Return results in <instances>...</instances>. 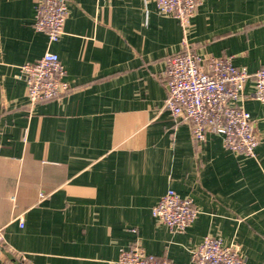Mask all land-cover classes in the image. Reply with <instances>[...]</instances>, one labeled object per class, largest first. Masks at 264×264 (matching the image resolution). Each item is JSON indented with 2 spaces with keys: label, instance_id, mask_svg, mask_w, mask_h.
Masks as SVG:
<instances>
[{
  "label": "crops",
  "instance_id": "crops-1",
  "mask_svg": "<svg viewBox=\"0 0 264 264\" xmlns=\"http://www.w3.org/2000/svg\"><path fill=\"white\" fill-rule=\"evenodd\" d=\"M40 0H0V264H116L141 246L158 260L195 264L207 236L264 264V103L241 106L256 156L221 135L196 142L164 109L167 59L182 52L179 22L154 0H67L64 34L34 28ZM188 44L202 59L264 68V0H204ZM58 55L70 91L32 106L19 68ZM198 216L173 233L152 216L169 191ZM21 222L23 226H21Z\"/></svg>",
  "mask_w": 264,
  "mask_h": 264
},
{
  "label": "built area",
  "instance_id": "built-area-1",
  "mask_svg": "<svg viewBox=\"0 0 264 264\" xmlns=\"http://www.w3.org/2000/svg\"><path fill=\"white\" fill-rule=\"evenodd\" d=\"M204 0H154L164 16L175 18L183 31L182 52L167 59L169 94L164 109L173 119L190 124L196 142L209 133L219 134L224 146L233 153L256 156L259 139L250 114L241 106L245 86L252 80L251 97L264 103V68L249 73L238 68L231 56L202 59L188 44L192 19ZM68 17L67 0H40L34 22L38 32L51 43L64 34ZM66 70L55 53L47 52L39 60L19 68L17 78L26 83V95L32 106L61 98L70 91ZM152 216L170 232L184 233L196 220L193 199L169 190L152 208ZM21 226H23L21 222ZM4 237L0 230V242ZM195 264H246L240 251L223 245L220 238L207 236L193 252ZM116 264H173L158 260L139 245L122 250Z\"/></svg>",
  "mask_w": 264,
  "mask_h": 264
},
{
  "label": "water",
  "instance_id": "water-1",
  "mask_svg": "<svg viewBox=\"0 0 264 264\" xmlns=\"http://www.w3.org/2000/svg\"><path fill=\"white\" fill-rule=\"evenodd\" d=\"M1 106H2V102H1V94H0V112H1Z\"/></svg>",
  "mask_w": 264,
  "mask_h": 264
}]
</instances>
